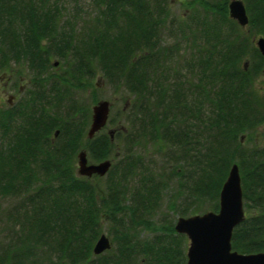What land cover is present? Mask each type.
Listing matches in <instances>:
<instances>
[{"label": "trees", "instance_id": "1", "mask_svg": "<svg viewBox=\"0 0 264 264\" xmlns=\"http://www.w3.org/2000/svg\"><path fill=\"white\" fill-rule=\"evenodd\" d=\"M61 1L0 0V72L29 81L0 106V201L12 202L0 264H185L176 219L217 212L233 164L247 215L232 249L264 252V144H251L264 127V0H242L243 28L230 0H184L185 20L169 0H72L68 15ZM98 81L126 99L88 139L82 95L97 102ZM81 150L111 162L103 178L77 174ZM102 234L111 248L94 256Z\"/></svg>", "mask_w": 264, "mask_h": 264}, {"label": "water", "instance_id": "2", "mask_svg": "<svg viewBox=\"0 0 264 264\" xmlns=\"http://www.w3.org/2000/svg\"><path fill=\"white\" fill-rule=\"evenodd\" d=\"M228 13L241 27L248 24V17L242 0H230ZM255 45L264 57V38L258 37ZM57 66V63L54 64ZM110 102L99 100L91 108V120L86 136L92 139L108 122ZM113 139V130L108 131ZM57 134V133H56ZM77 174L86 178H103L111 167L109 160L92 163L85 150L77 154ZM245 219L243 193L239 169L233 164L219 193L217 212L178 217L174 229L186 237L188 248L185 264H264V252L241 254L232 250L231 240L234 229ZM111 248L110 240L105 235L99 236L93 247L95 256Z\"/></svg>", "mask_w": 264, "mask_h": 264}, {"label": "rangeland", "instance_id": "3", "mask_svg": "<svg viewBox=\"0 0 264 264\" xmlns=\"http://www.w3.org/2000/svg\"><path fill=\"white\" fill-rule=\"evenodd\" d=\"M170 1V8L172 11L173 16H177V18L179 17L182 20H185L189 17H185L186 16V9L184 8V6L182 5L184 0H169ZM228 5V4H227ZM78 6L80 8L83 9H87L86 11H89L90 9V0H79L78 2ZM61 9H65V15H68V13H72L70 12L73 8L75 9L76 5H74V3L72 2V0H62L61 4H60ZM228 11V10H227ZM200 14V9L197 8V10L195 11L194 14H192V16L190 17L191 19H197L199 17ZM207 21L205 22L204 25H207ZM255 40L258 38V35H255L253 37ZM190 46H192V37L189 34H186V38L185 41H183L180 45L181 50H184L187 54H190ZM187 58H189L190 55H187ZM28 78L26 76V72H24L23 74H20V72L14 71V70H10L7 71L5 73H1L0 72V106H14L18 100L20 99V97H23L25 90L28 88ZM255 88L256 90L258 89V91H263V83L260 79H258V81H256L255 84ZM94 86H95V96L98 98L99 100H107L110 102V107L112 111H117L119 109H122L124 106V99H126V97L124 95H119V94H115L113 92V90L104 85L102 82H99L96 84L94 82ZM93 92V91H91ZM261 93V92H260ZM82 99L84 100V102L90 107V109L92 108V106L96 103H92L91 104V97L89 92H87V94H83L82 95ZM108 131L111 130V128L107 129ZM113 130V129H112ZM248 137L246 136V134H244L241 138H240V143L242 144H248L247 141ZM251 144H257L258 147H261V145L264 144V127H260L255 136L252 139ZM248 146H251L250 144H248ZM150 152H152L150 150ZM160 159V158H158ZM152 160H155V158H152ZM0 208L1 209H7L10 207L11 205V200L4 198L3 200L0 201ZM244 207V206H243ZM244 215L246 216V212L244 210ZM5 225L2 223V221L0 220V242L2 243L6 238H7V233L5 232ZM104 233L106 234V230H104ZM188 248V246H187ZM105 253V252H104ZM102 253V254H104ZM187 253V250H186ZM95 256V255H94Z\"/></svg>", "mask_w": 264, "mask_h": 264}]
</instances>
